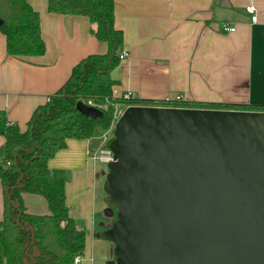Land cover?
I'll return each instance as SVG.
<instances>
[{
	"label": "crops",
	"instance_id": "obj_1",
	"mask_svg": "<svg viewBox=\"0 0 264 264\" xmlns=\"http://www.w3.org/2000/svg\"><path fill=\"white\" fill-rule=\"evenodd\" d=\"M114 1L115 25L123 30V49L129 53L111 72L117 80L114 96L129 92L166 100L177 92L196 102L264 105V0ZM29 2L40 13L45 53L11 55L0 31V115L21 130L35 109L65 83L75 64L108 48L93 34L87 16L50 12L48 0ZM250 4L257 9L254 21L246 11ZM225 24L235 30L225 31ZM95 140L69 138L67 147L48 161L50 168L68 171L66 202L87 229L80 264L112 258L114 250V244L100 236L117 212L105 201V173L88 153L97 148ZM4 142L0 135V146ZM23 200L28 212L50 214L44 196L25 192ZM3 208L0 180V220Z\"/></svg>",
	"mask_w": 264,
	"mask_h": 264
},
{
	"label": "water",
	"instance_id": "obj_2",
	"mask_svg": "<svg viewBox=\"0 0 264 264\" xmlns=\"http://www.w3.org/2000/svg\"><path fill=\"white\" fill-rule=\"evenodd\" d=\"M109 148L113 264H264V110L130 104Z\"/></svg>",
	"mask_w": 264,
	"mask_h": 264
},
{
	"label": "trees",
	"instance_id": "obj_3",
	"mask_svg": "<svg viewBox=\"0 0 264 264\" xmlns=\"http://www.w3.org/2000/svg\"><path fill=\"white\" fill-rule=\"evenodd\" d=\"M48 10L87 16L93 34L106 42L108 48L105 53L89 54L75 64L65 83L35 109L25 130L0 115V135L5 137L0 146L4 198L0 264H75L76 256L84 255L87 229L73 217L66 202L65 184L69 173L65 169L50 168L48 161L67 147L69 138H97L108 130L115 120L117 106L181 105L264 110V105L114 96L117 80L111 72L120 64L119 55L124 47L123 30L115 25V1L48 0ZM0 19V31L6 37L9 54L39 56L45 53L40 13L29 0H0ZM80 100L105 104L100 108L103 115L83 114L76 107ZM25 192L44 196L50 214L28 212L23 200Z\"/></svg>",
	"mask_w": 264,
	"mask_h": 264
},
{
	"label": "built area",
	"instance_id": "obj_4",
	"mask_svg": "<svg viewBox=\"0 0 264 264\" xmlns=\"http://www.w3.org/2000/svg\"><path fill=\"white\" fill-rule=\"evenodd\" d=\"M246 11L251 14V19L254 21L257 19V9L253 4L247 5L246 6ZM223 29L225 31H233L235 30L234 26H231L229 24H225L223 26ZM128 51L127 50H122L120 52V58L124 59L128 56ZM122 97L128 99L130 97H134L131 93L127 92L125 94L122 95ZM167 100H169V98H167ZM183 97L181 95H176L175 99L173 101H183ZM88 105H93L95 107L101 108L103 106H105V104L103 103H96L93 102L92 100L88 101L87 103ZM170 106H181V105H170ZM127 106H125L126 108ZM124 108V109H125ZM123 108H116L115 110V120L113 122V126H111L108 130H106L105 132H103L100 136V144L96 149L93 150H89V156L92 160L94 161H100V162H104V163H109L110 161L113 160V152L112 150L109 148V142L111 141V139L113 138V127H115V123L118 120V118L121 116V114L124 111ZM83 256L78 255L75 258V264H80V262L82 261Z\"/></svg>",
	"mask_w": 264,
	"mask_h": 264
},
{
	"label": "rangeland",
	"instance_id": "obj_5",
	"mask_svg": "<svg viewBox=\"0 0 264 264\" xmlns=\"http://www.w3.org/2000/svg\"><path fill=\"white\" fill-rule=\"evenodd\" d=\"M174 104V103H173ZM128 106V105H127ZM116 108H125V106H117ZM113 126V125H112ZM113 130H114V127H113ZM113 137H114V132H113ZM96 140V144L99 146V136L97 137V138H95ZM97 146V147H98ZM98 165H100L101 167H102V170H103V172L105 173V175H106V173H107V164L108 163H104V162H100V161H97L96 162ZM102 172V173H103ZM104 180H105V178H104ZM98 192H99V196H98V200L101 202L102 201V197H103V195H102V192H101V186L99 185V188H98ZM110 205H112V204H110ZM114 207V206H113ZM115 208V207H114ZM115 211L117 212V209L115 208ZM115 219H116V214H115ZM101 239H103L102 237H101ZM114 261H115V257H114V254H113V257L112 258H109V257H106V259L105 260H103V261H99V262H96L95 264H113L114 263Z\"/></svg>",
	"mask_w": 264,
	"mask_h": 264
},
{
	"label": "flooded vegetation",
	"instance_id": "obj_6",
	"mask_svg": "<svg viewBox=\"0 0 264 264\" xmlns=\"http://www.w3.org/2000/svg\"><path fill=\"white\" fill-rule=\"evenodd\" d=\"M25 261V260H24ZM27 261V260H26Z\"/></svg>",
	"mask_w": 264,
	"mask_h": 264
}]
</instances>
